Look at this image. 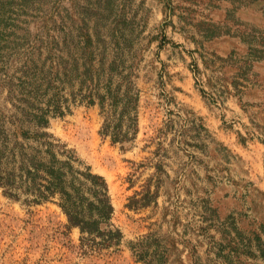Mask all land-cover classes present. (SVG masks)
I'll list each match as a JSON object with an SVG mask.
<instances>
[{
  "label": "rangeland",
  "instance_id": "1",
  "mask_svg": "<svg viewBox=\"0 0 264 264\" xmlns=\"http://www.w3.org/2000/svg\"><path fill=\"white\" fill-rule=\"evenodd\" d=\"M112 63L139 93L123 143L78 94L84 70ZM6 73L105 178L122 240L85 252L55 198L25 204L0 187V264H264V0H0Z\"/></svg>",
  "mask_w": 264,
  "mask_h": 264
},
{
  "label": "trees",
  "instance_id": "2",
  "mask_svg": "<svg viewBox=\"0 0 264 264\" xmlns=\"http://www.w3.org/2000/svg\"><path fill=\"white\" fill-rule=\"evenodd\" d=\"M88 38L91 39L90 35ZM94 53L81 52L84 64L92 60ZM115 68L112 63L106 74L101 64L97 68L88 67L79 81L78 94L80 102L98 105L103 116L101 134L109 136L113 142L123 143L132 139L137 131L139 93L131 72L123 69L114 74L111 71ZM62 74L68 77L71 71L64 67ZM115 76H120V81H116ZM14 78L6 73V78L0 79V86L8 90L4 99L0 97V187L3 194L25 204L55 198L68 226L78 227L80 247L85 252L117 250L122 232L111 221L113 205L105 178L83 165L73 150L47 130L49 111L36 105L35 95L25 93L23 88L16 93ZM6 80L8 83L4 85L2 82ZM17 80L19 85L25 86L21 76ZM72 94L77 97L73 91ZM56 110L62 113L59 107ZM134 251L140 259L144 258L141 247ZM158 264L164 261L160 259Z\"/></svg>",
  "mask_w": 264,
  "mask_h": 264
}]
</instances>
